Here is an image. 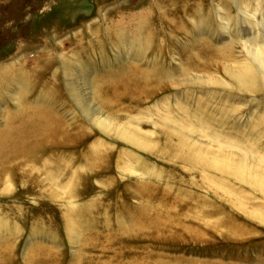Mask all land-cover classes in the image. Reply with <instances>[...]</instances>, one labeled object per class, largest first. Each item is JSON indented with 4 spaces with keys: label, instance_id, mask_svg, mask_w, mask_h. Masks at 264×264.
Wrapping results in <instances>:
<instances>
[{
    "label": "rangeland",
    "instance_id": "374dc122",
    "mask_svg": "<svg viewBox=\"0 0 264 264\" xmlns=\"http://www.w3.org/2000/svg\"><path fill=\"white\" fill-rule=\"evenodd\" d=\"M28 116L66 127L5 140L0 264H264V0H0Z\"/></svg>",
    "mask_w": 264,
    "mask_h": 264
},
{
    "label": "bare ground",
    "instance_id": "6f19581e",
    "mask_svg": "<svg viewBox=\"0 0 264 264\" xmlns=\"http://www.w3.org/2000/svg\"><path fill=\"white\" fill-rule=\"evenodd\" d=\"M218 53V52H217ZM119 58V57H118ZM120 60H122V59H120ZM127 60V59H126ZM130 65V64H129ZM64 66V65H63ZM125 66H126V68H125ZM125 66H123V67H117L118 68V70L119 71H117V72H119L120 74H112L111 72V74L109 73H107V72H105V73H107V74H102L103 75V82H105V83H112V82H114L115 80H118V78H116L117 76H119V75H125V73H126V69L128 68V64L127 65H125ZM86 68H88L87 66H85ZM130 67V66H129ZM86 72H88V71H86ZM131 74H129L127 77H129L130 79H133V80H135V81H143V80H147V78L149 79V77H151V76H149V74H147V72H144V71H134V72H130ZM86 74V73H85ZM155 77V76H154ZM102 78V77H101ZM101 81V80H100ZM67 86H68V88L71 90L72 89V83L71 82H68V80H67ZM73 97V99L75 100V102H78V103H80L81 101L80 100H78V99H76L74 96H72ZM106 102V101H105ZM83 112L85 113V114H87L86 112H85V110H83ZM35 118H39L38 120L43 124V126H44V128H43V130H41L40 132H39V130H36V131H34L33 133L31 132V133H29V132H23L22 131V124L20 123V125L18 126V127H14V126H11V125H9L8 124V126H7V129L8 130H6L2 135H1V137H0V152H2L3 150H2V147H3V145H4V143H5V140H6V138H8V137H11V136H21L22 138H27V137H31V135H33L34 133H41L42 131H44L45 129H53V128H56V129H59V130H64V128L66 127L64 124H62L61 122H58L57 120L54 122V121H52L51 119H47V117L45 118H40V117H38V116H28V119H34L35 120ZM48 131V130H47ZM9 147H12V145L10 144V146ZM22 157V156H21ZM22 159L23 160H27V159H25V157H22ZM16 160V159H15ZM48 160V159H47ZM14 161V160H13ZM29 161V160H28ZM32 161V160H31ZM46 160H44V162H45ZM16 162V161H15ZM30 165H29V167L30 168H35L34 170H36L37 169V171L39 172V171H42V170H45V168L47 167H45L44 169H43V165H42V168H40V167H38L37 166V164H35L34 162H31V163H29ZM72 164H73V162H72ZM45 165H47V164H45ZM61 165V164H60ZM57 166V165H56ZM61 167H62V165H61ZM48 178V177H47ZM49 179V178H48ZM50 180V179H49ZM53 183H54V180H53ZM55 183L57 184V185H59V182H58V180H55ZM136 222V221H135ZM135 222H132L129 226H131V225H133V223H135ZM119 224V223H118ZM117 226H119L120 228H123V230L124 229H127L128 227H125V226H123V224L121 225V224H119V225H117ZM109 244V243H108ZM102 245V244H101Z\"/></svg>",
    "mask_w": 264,
    "mask_h": 264
}]
</instances>
